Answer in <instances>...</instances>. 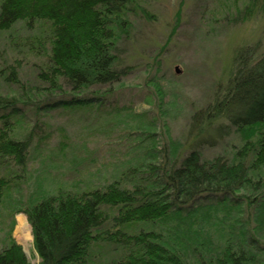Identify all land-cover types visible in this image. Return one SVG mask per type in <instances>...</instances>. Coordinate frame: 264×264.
Instances as JSON below:
<instances>
[{
  "label": "trees",
  "instance_id": "1",
  "mask_svg": "<svg viewBox=\"0 0 264 264\" xmlns=\"http://www.w3.org/2000/svg\"><path fill=\"white\" fill-rule=\"evenodd\" d=\"M132 5L0 0V32L21 23L32 35L20 51L33 58L29 83L22 76L26 56L0 60V83L18 88L0 94V204L8 173L27 164L30 137L16 133L20 95L36 109H79L94 104L86 93L111 91L128 73L118 66L117 42L129 33ZM254 10L264 11V0H249L245 12ZM256 51L241 50L222 94L192 113L187 136L196 130V139L183 153L153 139L111 180L83 190L61 186L20 207L38 264H264V52ZM58 95L67 98L44 101ZM232 133L239 146L203 155ZM11 227L0 264H31Z\"/></svg>",
  "mask_w": 264,
  "mask_h": 264
},
{
  "label": "rangeland",
  "instance_id": "2",
  "mask_svg": "<svg viewBox=\"0 0 264 264\" xmlns=\"http://www.w3.org/2000/svg\"><path fill=\"white\" fill-rule=\"evenodd\" d=\"M248 2L133 0L129 33L121 34L117 42L118 66H126L128 73L111 91L101 97L86 93L94 104L79 109L59 103L36 109L25 106L20 95L16 133L29 136L30 147L25 169L6 177L9 186L0 204V244L12 225L13 239L30 263L38 264L31 228L20 207L37 194L61 186L83 190L111 180L142 157L150 140L159 145L167 142L179 153L189 142L193 144L196 130L187 136L190 116L222 94L235 70L237 54L250 47L257 49L256 54L264 52V11L254 10L249 16ZM29 35L32 32L21 23L0 32V60L26 56L22 76L28 83L33 80V58L20 48ZM16 91L15 86L0 83V94ZM59 98L67 96H49L44 101ZM225 141L224 145L215 142V149L205 147L203 155L210 158L242 143L234 133ZM22 220L25 224L20 225Z\"/></svg>",
  "mask_w": 264,
  "mask_h": 264
},
{
  "label": "bare ground",
  "instance_id": "3",
  "mask_svg": "<svg viewBox=\"0 0 264 264\" xmlns=\"http://www.w3.org/2000/svg\"><path fill=\"white\" fill-rule=\"evenodd\" d=\"M23 224H25V223H24V221H23V220H22V221H20V225H23Z\"/></svg>",
  "mask_w": 264,
  "mask_h": 264
},
{
  "label": "water",
  "instance_id": "4",
  "mask_svg": "<svg viewBox=\"0 0 264 264\" xmlns=\"http://www.w3.org/2000/svg\"><path fill=\"white\" fill-rule=\"evenodd\" d=\"M175 69H176V71H178V68L177 67Z\"/></svg>",
  "mask_w": 264,
  "mask_h": 264
}]
</instances>
